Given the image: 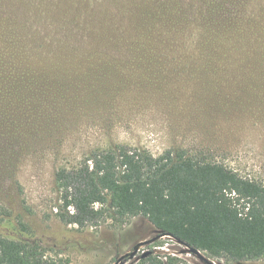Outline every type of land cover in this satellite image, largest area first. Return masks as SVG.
<instances>
[{
  "label": "rangeland",
  "instance_id": "obj_1",
  "mask_svg": "<svg viewBox=\"0 0 264 264\" xmlns=\"http://www.w3.org/2000/svg\"><path fill=\"white\" fill-rule=\"evenodd\" d=\"M87 3L109 42L71 54L73 66L60 79L47 73L31 94L23 83L11 91L14 119L0 111V213L12 215L0 216V236L38 241L60 264H115L160 232L142 217L62 223L57 169L124 144L184 150L264 185V0ZM146 251L164 264H206L168 236L121 264H142Z\"/></svg>",
  "mask_w": 264,
  "mask_h": 264
},
{
  "label": "trees",
  "instance_id": "obj_2",
  "mask_svg": "<svg viewBox=\"0 0 264 264\" xmlns=\"http://www.w3.org/2000/svg\"><path fill=\"white\" fill-rule=\"evenodd\" d=\"M91 9L87 0H0L3 114L15 118L13 97L7 98L21 83L31 94L29 89L45 82L47 73L54 71L60 79V71L73 66L71 54L109 42L102 35L104 23L97 21V26ZM55 182L61 202L56 216L66 225L98 226L107 219L123 224L142 217L210 258H264V185L218 162L184 150L154 155L120 144L91 152L75 167H59ZM0 216L12 215L4 210ZM18 218L27 233L29 227ZM141 262L164 264L154 255ZM0 264L60 262L38 241L0 236Z\"/></svg>",
  "mask_w": 264,
  "mask_h": 264
},
{
  "label": "water",
  "instance_id": "obj_3",
  "mask_svg": "<svg viewBox=\"0 0 264 264\" xmlns=\"http://www.w3.org/2000/svg\"><path fill=\"white\" fill-rule=\"evenodd\" d=\"M166 236L172 237L170 234L161 232L157 238L149 240V241H144V242L137 244L132 252L126 253V254L122 255L121 257H119V259L115 262V264H121L122 262L126 261L127 259L136 258L138 256L139 252L141 251V248L150 245L151 243H153L158 238H162V237H166ZM175 240L177 242H179L180 244H182L183 246H185L192 254L203 259L207 264H215L211 259L206 258L200 250L195 249L193 247H190L189 245H187V244H185V243H183L177 239H175ZM151 255H153L152 251H146L141 255V259H146Z\"/></svg>",
  "mask_w": 264,
  "mask_h": 264
},
{
  "label": "flooded vegetation",
  "instance_id": "obj_4",
  "mask_svg": "<svg viewBox=\"0 0 264 264\" xmlns=\"http://www.w3.org/2000/svg\"><path fill=\"white\" fill-rule=\"evenodd\" d=\"M158 239H159V238H158ZM156 240H157V239H156ZM156 240H155V241H156ZM155 241H154V242H155ZM151 244H152V243H151ZM205 257H206V256H205ZM206 258H208V257H206ZM200 259H201V258H200ZM208 259H210V258H208ZM201 260H202L203 262H205L203 259H201ZM205 263H206V262H205ZM206 264H207V263H206Z\"/></svg>",
  "mask_w": 264,
  "mask_h": 264
}]
</instances>
